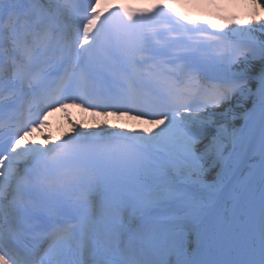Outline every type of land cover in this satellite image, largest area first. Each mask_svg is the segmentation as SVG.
Here are the masks:
<instances>
[{"label": "snow or ice", "instance_id": "1", "mask_svg": "<svg viewBox=\"0 0 264 264\" xmlns=\"http://www.w3.org/2000/svg\"><path fill=\"white\" fill-rule=\"evenodd\" d=\"M253 19L225 30L162 2L0 0V264H264ZM69 104L153 127L74 124L21 144Z\"/></svg>", "mask_w": 264, "mask_h": 264}, {"label": "bare ground", "instance_id": "2", "mask_svg": "<svg viewBox=\"0 0 264 264\" xmlns=\"http://www.w3.org/2000/svg\"><path fill=\"white\" fill-rule=\"evenodd\" d=\"M260 3L264 5V0H262ZM260 11L262 14H264V7H261ZM191 26L195 27V25H191ZM105 121L107 122L108 125H118L120 126V128L127 129V130H141V129L146 128L144 124L138 121L132 120V119L127 120L125 117H117V116L107 117V116H100V115H96L94 116V118L90 116L88 120L84 123V125H92L93 127H95L96 125H103ZM59 123H63L69 126L71 125V122H69L67 119H56V121L53 124L59 129ZM211 179L212 178L210 177L209 182H211ZM193 250L195 249L193 248Z\"/></svg>", "mask_w": 264, "mask_h": 264}, {"label": "rangeland", "instance_id": "3", "mask_svg": "<svg viewBox=\"0 0 264 264\" xmlns=\"http://www.w3.org/2000/svg\"><path fill=\"white\" fill-rule=\"evenodd\" d=\"M231 1H234V0H231ZM246 15L248 17L247 19L252 22V26H254V28H256V29L259 30L260 24L257 23L256 20L253 19V16L260 17V16H264V15L259 14L257 12V9L256 8H253V7H250V8L247 7Z\"/></svg>", "mask_w": 264, "mask_h": 264}]
</instances>
